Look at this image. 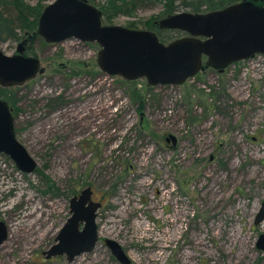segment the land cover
I'll list each match as a JSON object with an SVG mask.
<instances>
[{"label":"rangeland","instance_id":"rangeland-1","mask_svg":"<svg viewBox=\"0 0 264 264\" xmlns=\"http://www.w3.org/2000/svg\"><path fill=\"white\" fill-rule=\"evenodd\" d=\"M162 11L140 6L111 24L147 29ZM26 37L0 45L13 55ZM25 47L45 71L12 87L17 137L59 189L0 157V218L9 229L0 264H122L106 238L131 264H264L256 246L264 221L254 222L264 200L263 54L222 72L206 68L182 85L150 86L102 72L97 42L35 37ZM86 186L102 203L96 247L71 263L47 259L71 216L72 192Z\"/></svg>","mask_w":264,"mask_h":264},{"label":"water","instance_id":"water-1","mask_svg":"<svg viewBox=\"0 0 264 264\" xmlns=\"http://www.w3.org/2000/svg\"><path fill=\"white\" fill-rule=\"evenodd\" d=\"M158 26L185 35L164 43L149 29L105 24L103 11L88 0H54L42 11L37 34L47 43L70 38L97 42V64L102 72L129 81L145 78L150 86L182 85L206 68L222 72L235 62L264 55V6L251 0L208 12L179 11L160 18ZM26 40L18 44L13 55L5 53L0 45V86H21L44 73L38 57L25 55ZM170 140L175 146L177 138L169 135ZM0 154L8 156L23 173L37 172V160L17 137L14 109L3 98ZM101 206L93 200L91 186L74 195L70 199L71 216L56 236V243L44 251L45 257L65 256L71 263L77 256L91 252L99 241L97 217ZM263 221L264 200L254 222ZM8 237V226L0 218V247ZM105 243L118 261L131 264L119 242L106 238ZM256 246L264 251V234Z\"/></svg>","mask_w":264,"mask_h":264},{"label":"trees","instance_id":"trees-1","mask_svg":"<svg viewBox=\"0 0 264 264\" xmlns=\"http://www.w3.org/2000/svg\"><path fill=\"white\" fill-rule=\"evenodd\" d=\"M47 0H40L37 4L32 5L26 0H0V43L7 41H18L22 35H27L26 39L41 38L37 34L38 21L42 11L48 3ZM103 11V22L111 24L114 17L120 14H129L140 6L151 7L162 5V12L147 24V29L156 32L159 39L168 43L185 35L180 30L160 29L158 20L170 14L179 11L191 12H208L225 8L236 3L238 0H88ZM30 37V38H29ZM33 37V38H32ZM43 39V38H41ZM44 40V39H43ZM129 83L135 84L136 81ZM134 100L138 101L139 109L144 107V101L136 88H133ZM0 98L8 100L14 109V116L17 119L20 113L18 103L20 98L17 97L12 87L0 86ZM17 132V129H16ZM0 157H5L0 154ZM38 174L44 180L48 190L55 191L56 183L48 174L37 169ZM75 195V191L72 192Z\"/></svg>","mask_w":264,"mask_h":264},{"label":"bare ground","instance_id":"bare-ground-1","mask_svg":"<svg viewBox=\"0 0 264 264\" xmlns=\"http://www.w3.org/2000/svg\"><path fill=\"white\" fill-rule=\"evenodd\" d=\"M33 225V224H32ZM19 228V227H18ZM22 228V227H21ZM24 228V227H23ZM22 230V229H21ZM16 231V230H15ZM25 231V230H24ZM47 233V232H46ZM22 234V233H21ZM16 235V234H15ZM29 235V234H28ZM17 236V235H16ZM20 236V235H19ZM33 236V235H32ZM41 236V235H40ZM43 236H45V235H43ZM28 237V236H27ZM32 238V237H31ZM35 238V237H34ZM40 238V237H39ZM35 239H37V238H35ZM23 240V239H22ZM30 240V239H29ZM34 240V239H33ZM28 242L29 241H27V244H28ZM34 242H35V240H34ZM24 244V243H23ZM34 244V243H33ZM22 245V244H21ZM31 245V244H30ZM18 246V245H17ZM28 247V246H27ZM24 248V247H23ZM25 251V250H24ZM23 252V251H22Z\"/></svg>","mask_w":264,"mask_h":264}]
</instances>
